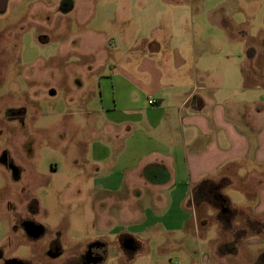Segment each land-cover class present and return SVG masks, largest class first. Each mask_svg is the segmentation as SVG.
Segmentation results:
<instances>
[{"label": "rangeland", "instance_id": "rangeland-1", "mask_svg": "<svg viewBox=\"0 0 264 264\" xmlns=\"http://www.w3.org/2000/svg\"><path fill=\"white\" fill-rule=\"evenodd\" d=\"M66 1L0 2V264H85L81 257L96 242L105 245L104 260L93 264H137L143 252L152 264H179L178 252L193 257L186 264H248L250 255L264 252V240L239 246L237 256L223 262L213 259L212 251L211 259H203L211 241L230 237L213 218L226 205L224 199L209 205L212 218L199 231L192 218L179 231L160 226L137 233L144 201L139 207L133 191L105 193L100 188L108 176L96 173L88 149L100 122L84 105L93 81L78 68L90 55L97 62L123 61L126 54L119 50L137 40L142 25L145 31L244 32L248 36L239 43L258 42L264 35V0H234L216 12L213 7L224 0L204 5L196 0L180 13L174 12L179 2L174 0L165 27L155 30L159 20L146 26L137 19V0H73L72 7ZM89 31H102L97 47L84 38ZM222 192L236 209L258 206L242 190L227 186ZM197 215L203 218L201 209ZM127 234L136 239L129 253L120 241L121 235L131 237ZM54 250L60 252L53 255ZM166 255L167 260H156Z\"/></svg>", "mask_w": 264, "mask_h": 264}, {"label": "crops", "instance_id": "crops-1", "mask_svg": "<svg viewBox=\"0 0 264 264\" xmlns=\"http://www.w3.org/2000/svg\"><path fill=\"white\" fill-rule=\"evenodd\" d=\"M233 1L224 0L212 11ZM171 2L137 0V19L146 26L159 20L151 30L163 29ZM177 2V13L197 3ZM67 3L73 6V0ZM126 32L125 37H133ZM247 36L234 31H145L142 25L137 40L119 50L126 54L123 61L110 57L112 61L97 62L90 55L78 68L93 81L84 105L100 122L88 146L96 173L108 176L100 188L105 193H137L138 206L147 207L137 233L160 226L179 231L191 225L192 218L199 231L212 218L209 205L224 199L226 205L216 217L213 212V218L230 237L211 241L203 256L211 259L212 251L218 262L237 256L241 245L264 240V35L255 43H239ZM84 38L97 47L102 31H89ZM109 39L112 45L113 37ZM151 99L156 103L149 104ZM227 186L254 197L258 206L232 207L222 192ZM198 188L202 191L197 198ZM237 220H242L241 227ZM142 242L137 239V245ZM180 253L179 264L193 258ZM263 256L262 251L246 261L264 264ZM137 264H152V259L143 252L137 254Z\"/></svg>", "mask_w": 264, "mask_h": 264}, {"label": "flooded vegetation", "instance_id": "flooded-vegetation-1", "mask_svg": "<svg viewBox=\"0 0 264 264\" xmlns=\"http://www.w3.org/2000/svg\"><path fill=\"white\" fill-rule=\"evenodd\" d=\"M1 1L2 0H0V2ZM120 241L122 244L123 251L125 253H129L130 248H132L135 244V241L133 238L126 237L125 235H121ZM55 245L56 244H53L54 249L56 248ZM104 249H105V245H103L102 243L96 242L87 247L86 251L84 252L81 258L83 259V262H85V264L101 263L104 260L102 256ZM58 252H55L54 250L53 255H56Z\"/></svg>", "mask_w": 264, "mask_h": 264}, {"label": "trees", "instance_id": "trees-1", "mask_svg": "<svg viewBox=\"0 0 264 264\" xmlns=\"http://www.w3.org/2000/svg\"><path fill=\"white\" fill-rule=\"evenodd\" d=\"M200 191H202V190H200V188H198L197 191H196V196H197V198L199 197V195H200V193H201ZM195 201H196V199H195Z\"/></svg>", "mask_w": 264, "mask_h": 264}, {"label": "built area", "instance_id": "built-area-1", "mask_svg": "<svg viewBox=\"0 0 264 264\" xmlns=\"http://www.w3.org/2000/svg\"><path fill=\"white\" fill-rule=\"evenodd\" d=\"M155 103H156V100H155V99H151V100H149V104L153 105V104H155Z\"/></svg>", "mask_w": 264, "mask_h": 264}]
</instances>
